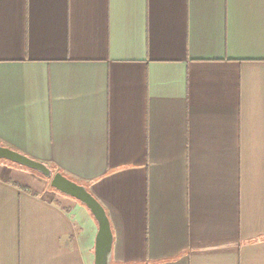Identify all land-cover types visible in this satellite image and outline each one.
I'll list each match as a JSON object with an SVG mask.
<instances>
[{
    "label": "crops",
    "instance_id": "0c3cea01",
    "mask_svg": "<svg viewBox=\"0 0 264 264\" xmlns=\"http://www.w3.org/2000/svg\"><path fill=\"white\" fill-rule=\"evenodd\" d=\"M0 145L89 189L113 264H264V0H0ZM98 231L0 161V264Z\"/></svg>",
    "mask_w": 264,
    "mask_h": 264
},
{
    "label": "water",
    "instance_id": "95a60500",
    "mask_svg": "<svg viewBox=\"0 0 264 264\" xmlns=\"http://www.w3.org/2000/svg\"><path fill=\"white\" fill-rule=\"evenodd\" d=\"M0 161H6L34 171L51 181V187L62 195L73 198L84 205L96 220L99 231L95 245V264H113L114 235L104 207L89 189L45 164L35 161L19 152L0 145Z\"/></svg>",
    "mask_w": 264,
    "mask_h": 264
},
{
    "label": "trees",
    "instance_id": "16d2710c",
    "mask_svg": "<svg viewBox=\"0 0 264 264\" xmlns=\"http://www.w3.org/2000/svg\"><path fill=\"white\" fill-rule=\"evenodd\" d=\"M4 162H6V161H4ZM7 163H9V162H7ZM9 164L14 165V166H17V165L12 164V163H9ZM18 167H20V166H18ZM21 168H22V167H21ZM24 169H25V168H24ZM29 171H30V170H29ZM31 172H33V173L39 175L40 177L44 178L42 175H40V174H38V173H36V172H34V171H31ZM44 179H46V178H44Z\"/></svg>",
    "mask_w": 264,
    "mask_h": 264
},
{
    "label": "rangeland",
    "instance_id": "374dc122",
    "mask_svg": "<svg viewBox=\"0 0 264 264\" xmlns=\"http://www.w3.org/2000/svg\"><path fill=\"white\" fill-rule=\"evenodd\" d=\"M54 171V170H53ZM49 182H51L50 180H48Z\"/></svg>",
    "mask_w": 264,
    "mask_h": 264
}]
</instances>
